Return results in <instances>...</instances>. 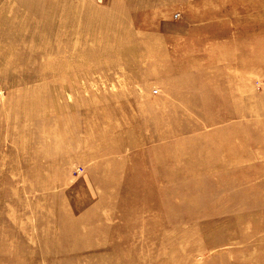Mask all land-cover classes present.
<instances>
[{"label": "rangeland", "instance_id": "1", "mask_svg": "<svg viewBox=\"0 0 264 264\" xmlns=\"http://www.w3.org/2000/svg\"><path fill=\"white\" fill-rule=\"evenodd\" d=\"M262 5L0 0V264H264Z\"/></svg>", "mask_w": 264, "mask_h": 264}, {"label": "bare ground", "instance_id": "2", "mask_svg": "<svg viewBox=\"0 0 264 264\" xmlns=\"http://www.w3.org/2000/svg\"><path fill=\"white\" fill-rule=\"evenodd\" d=\"M262 7L264 8V5H262ZM264 12V11H263ZM239 27V26H238ZM260 27H262L264 29V24H261Z\"/></svg>", "mask_w": 264, "mask_h": 264}]
</instances>
